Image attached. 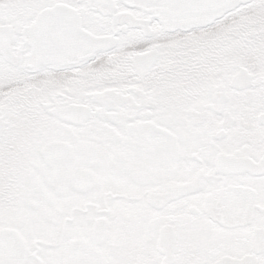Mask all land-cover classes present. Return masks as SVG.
<instances>
[{
	"label": "snow or ice",
	"instance_id": "6c2138e0",
	"mask_svg": "<svg viewBox=\"0 0 264 264\" xmlns=\"http://www.w3.org/2000/svg\"><path fill=\"white\" fill-rule=\"evenodd\" d=\"M0 264H264V0H0Z\"/></svg>",
	"mask_w": 264,
	"mask_h": 264
}]
</instances>
